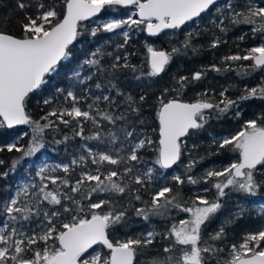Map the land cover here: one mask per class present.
I'll list each match as a JSON object with an SVG mask.
<instances>
[{"label":"snow or ice","instance_id":"snow-or-ice-1","mask_svg":"<svg viewBox=\"0 0 264 264\" xmlns=\"http://www.w3.org/2000/svg\"><path fill=\"white\" fill-rule=\"evenodd\" d=\"M217 2L218 0H62L63 9L57 11L54 4L46 5L37 0L35 14L25 12L24 19L20 22L22 28L20 36L0 31V128L11 129L16 125H28L32 132L26 148L18 146V141L4 146L9 153L15 151L21 153V156L11 162L8 170L0 172V179L7 178L23 160L34 156L42 149L46 130L57 132L58 124L68 127L74 122L78 129L75 131L76 136H80L82 140H97L108 145L105 151H93L87 145L81 146L87 153V158L91 159V164L96 166L94 173L82 171L79 179L71 183L67 178L53 175L60 170L67 177L70 172L69 165L57 164L54 167L44 165L38 168L35 177H31L29 173L28 182L18 185L11 199L3 201L0 214L4 215L5 219L0 227V264H134L138 249H147L154 243L157 235L169 241V244L163 247L165 255L154 257L150 264H212V261L221 264L220 253L223 249L209 241L222 240L225 229L221 227L214 234H209V240H203L202 226H206L221 209L222 199L229 194L226 190L253 197L264 190V172L258 175L260 169H264V118L249 119L234 135L213 140L219 149L230 148L238 153L235 162L219 170H208L200 177L190 175L171 177L177 186L183 185L185 181L191 185L203 182L215 189L213 199L197 195L189 205L187 202L182 203L179 193L174 194L173 188L169 186H161L155 190L150 202L142 201L141 196L135 194L140 189H133L124 182L123 177H128L132 183L141 187L152 183L154 169L149 167L141 172L137 167L143 162L140 150L153 144L150 138L137 139L135 130L129 131L126 127L121 129L120 134L109 129L106 140L102 139L100 131L87 137L83 135L84 121H91L97 129L101 127L97 117L113 126L117 121L127 123L124 114L115 115L110 110L100 109L101 101L108 102L110 106L116 104L109 95H90L91 89L84 88L82 90L85 95L81 97L73 90L57 88V93L64 96L65 105L71 102L70 105L53 107L40 120H33L26 112L29 95L46 83L45 77L56 72L57 65L62 60L70 57L69 46L80 34L78 29L82 21L97 17L105 9L131 7L135 12L127 19L98 22L96 27L91 29V36L95 37L99 31L112 33L125 26L129 31L133 26L137 28L143 26V30L149 36H157L166 29L175 30L187 22H195L212 6L217 5ZM29 6L24 0L18 2L21 11ZM217 12L220 19L215 26L221 32L227 30L225 19H228L233 25H252L253 34H259V38L264 41V6L257 7L248 0L244 10L237 11L235 5L229 2L218 8ZM133 16H138L139 19H134ZM129 31L122 33L124 43L118 47L122 48L128 43ZM192 36V32L187 34L183 42L184 49L192 47ZM210 46L218 47L219 38L213 40ZM147 52L149 54L147 75L157 77L166 70L173 55L180 53V49L173 48L169 53L148 47ZM104 55L101 49L92 52L90 57L83 61L81 71L83 65L94 71L82 79L81 71H75L72 77L74 83L83 85L86 81L92 80L93 76L105 73L111 76L120 68H131L132 71H136L135 66L128 62V54H124L123 57L116 56L109 71L101 64ZM224 61H251L250 65H239L244 68L243 73H238L241 75L264 71V42L250 47L244 55H228L224 57ZM211 70L221 71L215 65ZM225 70H231V65ZM203 75L202 71H198L192 74L191 79L198 81ZM186 81L187 77L179 78L181 88L185 86ZM102 87L101 83L95 84L96 89ZM115 87L113 84L112 88ZM116 91L117 96L121 95L118 89ZM226 91L227 89L220 93L222 99L216 103L206 98L197 99L194 103H184L177 99L160 101L156 113L159 123V147L153 161L154 165L163 170L177 165L183 154L181 138L202 129L211 116V110L223 115L237 106L238 101L264 100V81L257 87L246 88L245 94L238 100L226 97ZM86 99H92V103L87 105L88 110H83L79 104L81 100ZM140 99L144 100V97L141 96ZM52 103L51 99L44 100L45 105ZM126 103L131 112H139L132 97H126ZM235 115L238 117L240 113L236 112ZM69 139L67 135L63 140L54 138L57 145ZM117 144L119 146L115 147ZM3 150L4 148L0 147V151ZM85 160L86 157L81 155L78 159L72 160V165L83 167ZM195 163L190 161L185 165L187 172L191 171ZM3 164L4 161L0 160V165ZM105 164L114 167L106 172L102 171ZM120 168L123 169L122 173ZM49 185L53 187L50 188ZM203 191L208 192L209 188ZM84 193L86 195H82V199L91 200V195L95 193L108 194L109 198L90 202L85 208L81 200L76 198L78 194ZM129 194H135V200L142 201L145 205L134 208L135 215L145 221L150 217L166 218L173 209L187 213L189 218L180 220L178 225L173 224L163 234L149 231L140 237L117 239L114 242L110 239L109 230L118 226L127 227V210L116 211L112 197ZM104 205H109V210L98 211ZM243 211L241 208L237 215ZM65 213L71 219L61 221L57 227L56 221ZM33 217L37 219L42 217L40 224L37 225L39 231L28 226ZM41 244L42 247H38ZM94 245L103 246L108 250L107 254L96 251ZM174 252H179L180 255L174 257L172 255ZM223 264H264V227L255 233L247 234L239 246L232 245L230 255Z\"/></svg>","mask_w":264,"mask_h":264},{"label":"trees","instance_id":"trees-1","mask_svg":"<svg viewBox=\"0 0 264 264\" xmlns=\"http://www.w3.org/2000/svg\"><path fill=\"white\" fill-rule=\"evenodd\" d=\"M18 2L19 0H0V31L20 36L22 33L20 22L24 19L25 12L31 15L35 14L37 0H24L25 3L30 5L24 11L18 8ZM40 2L46 5L54 4L57 11H62L63 9L62 0H40ZM229 2L235 5L237 11H241L244 10V5L248 0H223L211 7L197 21L189 22L183 27L172 31L165 30L157 36L147 35L146 31L143 30V26L140 28L133 26L129 41L122 48L118 46L124 43L123 38L115 36L114 33L103 31H99L95 37H92L90 34L91 23H81V27L78 29L80 34L74 43L69 46L70 57L67 60H62L57 65V71L45 77L46 83L29 95L26 103V112L33 120H40L53 107L65 105L64 96L57 93V88H63L66 91L73 90L77 96L81 97L85 95L82 90L84 88L91 89L90 95H109L116 101V104L110 106L108 102L101 101L99 103L100 109L110 110L115 115L124 114L127 117V123L125 121H117L116 125L113 126L108 124L107 121L99 120V117H97L101 127L97 129L91 121H84L82 122L83 135L87 137L96 131H100L102 139L106 140L109 129H113L117 134H120L121 129L126 127L129 131L135 130L137 139H143L145 134L151 137L153 144L140 150L143 162L137 165V167L141 172L149 167L155 168L158 175L154 176L155 181L147 184L146 187L135 185L128 177H123L124 182L128 183L131 188L140 189L135 194L140 195L142 201L150 202L151 195L155 190L161 186H169L173 188L174 194L179 193L182 203L187 202V204L191 205L192 200L197 195H200L196 194L195 188L200 190L209 188V191L203 196H206L210 200L213 199L215 189L211 188L210 185L202 182L191 185L185 181L183 185L177 186L171 179L172 172L177 170L181 172L182 177L188 175L200 177L204 175L203 172L205 170L211 167L219 169L224 165L235 162L238 159V153L232 151L230 148L219 149L218 145L213 143V140L234 135L241 130L242 125L249 119L264 118V100L250 99L238 101L237 106H234L223 115L215 110H211V116L207 119L204 127L196 131L195 134L186 136L182 141L183 154L181 160L173 170H163L153 164L158 149L159 124L156 113L159 110L161 100L167 102L171 99H177L181 102L194 103L197 99L206 98L216 103L222 99L220 93L225 89H227L225 92L226 97L238 100L240 96L245 94L246 88L257 87L264 81V71L249 72L247 75L238 74L244 72V68L239 65H250L251 61H224V57L228 55H244L250 47L264 42L259 38V34H253L252 25H233L230 20L225 19L226 31L221 32L215 26L220 19L217 9ZM250 2L257 7L264 6V0H250ZM127 10L123 8L105 9L102 11V14L112 11L117 16L123 18L126 16ZM189 32L193 33L191 38L192 47L184 49L183 42ZM240 37H243V39H240ZM217 38H219V46L211 48V42ZM148 47L169 53L172 52L173 48H178L180 49V53L173 55L171 62L160 76L149 77L147 75L149 72ZM97 49H101L105 53L101 60V64L105 69L111 71L110 65L115 62V57H123L124 54H128V62L135 66L136 71H132L131 68H120L114 72V75L110 76L107 73L96 75L93 76L92 80L86 81L83 85L75 84L74 79H72L74 71ZM193 49L196 51L194 52ZM108 53H111V55H107ZM120 63H123V59H121ZM213 65L220 68L221 71L211 70ZM229 65H231V70H225ZM84 67L87 68L85 75H89L90 72L94 71V69H89L87 65H84ZM198 71H202L204 75L200 80L193 81L191 79L192 74ZM180 77H187L183 88L178 83ZM96 83H101L103 87L96 89ZM113 84H115V88H112ZM117 89L121 93L119 96H117ZM129 96L132 97L135 105L139 108L138 113H133L128 108L126 97ZM141 96L144 97V100L140 99ZM46 98L51 99L53 103L45 105L44 100ZM70 103L68 102L65 106L70 105ZM89 103H92V99L81 100L79 106L83 110H88L87 105ZM236 112L240 113L238 117L235 115ZM57 127L59 129L57 132L46 130L43 141L44 147L42 149L34 156L23 160L15 172L10 173L7 178L0 179V207H2L5 199L12 197L18 178L29 176V173L31 177L34 176L33 166L40 156L69 160L71 157L80 154L86 157L85 163L95 172L96 166L91 164V159L87 158V154L82 152L80 148L82 145H87L90 149L105 151L108 148L107 143H101L97 140H82L80 136L75 135V131L78 129L75 127L74 122L68 127H65L63 124H58ZM25 133L27 135H24ZM18 135L23 137L22 139L19 138L18 146L26 148L32 137L30 126L24 125L16 129L0 128V147L4 148L3 151H0V160L4 161V164L0 165V172L8 170L11 162L21 156V153L15 151L9 153L6 147H4L6 144L11 143V140ZM65 135L70 137V139L65 143L57 145L54 138L63 140ZM118 146L119 144L115 147ZM77 150L80 152L78 153ZM190 161H195L196 163L191 171L187 172L185 165ZM113 167L105 164L102 171L106 172ZM119 170L121 173L123 172L122 168ZM262 172H264V169H260L258 175ZM135 174L137 173H133V175ZM56 176L67 178L71 183L79 179L78 175L73 171H70L67 177L64 172L58 173ZM49 187L52 188L53 186L49 185ZM64 191H67V189H64ZM226 191L229 194L222 199L221 209L210 222H207L202 230V239L209 240L210 233L214 234L221 227H224L225 232L222 240L210 241L223 249L221 253L223 257L228 254V249L232 245L239 246L247 234L255 233L264 227V209L259 211L251 206L253 203L264 202V190L259 191L254 197L235 191ZM135 194L112 197L116 211L127 210V227L118 226L116 229L109 230L110 239L114 242L117 239L140 237L150 230L163 234L170 225L185 219L187 216V213L185 216L184 212L173 209L166 218L150 217L148 221H145L135 215V207L145 206L142 201L135 200ZM82 195H86V193L79 194L76 198L81 200L85 208L90 202H99L102 199L109 198L108 194L95 193L91 195V200H88L82 199ZM241 208L244 211L237 215ZM108 210L109 205H104L98 211L104 212ZM64 215L66 213L61 216ZM4 219L5 216L0 214V225H2ZM168 244L169 241L157 235L154 243L148 246L147 249H138L137 255L134 258V264H150V261L154 257H163L165 255L163 247ZM38 247H41V245H38ZM172 255L177 257L175 252ZM212 264H216V262L212 261Z\"/></svg>","mask_w":264,"mask_h":264},{"label":"rangeland","instance_id":"rangeland-1","mask_svg":"<svg viewBox=\"0 0 264 264\" xmlns=\"http://www.w3.org/2000/svg\"><path fill=\"white\" fill-rule=\"evenodd\" d=\"M134 12H135V9H134V8H130V9H128V10H127V14H126V16L123 17V18L117 16V14H115V13L112 12V11H111V12H106V13L100 15L98 19H96V20H94V21H90L89 23H91V29H93V28L96 27V25H97L98 22L102 23V22L107 21V20H109V19L124 20V19H127L128 16H129V15H132V13H134ZM133 18L136 19V16H133ZM84 23H85V22H84ZM124 31H129V29L127 28V26H125V27H123V28H121V29H117V30H115V31L112 32V33H114L115 36H119V37L123 38L122 33H123ZM131 33H132V29L129 31V36L131 35ZM75 71H81V66H79ZM75 71H74V72H75ZM86 71H87V68H85L84 65H83V69H82V71H81V77H80L81 79L84 77L83 75H85V72H86ZM73 74H74V73H73ZM85 76H87V75H85ZM23 126H24V125H23ZM23 126H22V127H23ZM20 137H21V135L15 136V137L11 140V143H14V142L19 141V138H20ZM145 137H148V138L151 139V137H150L148 134H145L143 138H145ZM222 138H223V137H221V138H217V140H220V139H222ZM80 149H81L82 152H84L82 147H81ZM91 150H93V151H98L97 149H91ZM77 152L79 153L80 151L77 150ZM84 153L87 154L86 152H84ZM79 156H81V155L78 154V155H76V156H73V157H71L69 160H60V159L52 158V157H48V156H40V158L37 160V162H36V163L34 164V166H33V169H34V176H33V177H35V172L38 170V168L41 167V166H44V165H48L49 167H54V166L57 165V164H60V165H64V164L69 165V167H70V171L75 172V173L78 175V177L80 176V173H81L82 171H90V172H93V170H92L90 167H88L87 163H85V166H83V167H77V166H73V165H72V160H73L74 158H75V159H78ZM225 166H227V165H224V166L220 167L219 169H221V168H223V167H225ZM146 169H147V168H146ZM153 169H154V173H153L152 181H155L154 176H157V175H158V172H157V170H156L155 168H153ZM219 169H217V167H211V168L205 170L203 173H205V172L208 171V170H219ZM61 172H62V171L57 170L55 173H53V175H58V173H61ZM93 173H94V172H93ZM173 175H181V172L175 170V171L172 172L171 176H173ZM181 176H182V175H181ZM28 179H29V176H21L20 178H18V180H17V184H16L15 187L17 188L18 185H21V184H23V183L28 182ZM153 179H154V180H153ZM36 182L38 183L39 181L37 180ZM202 183H203V182H202ZM16 188H15V190H16ZM15 190H14L12 196L14 195ZM195 192H196V194H200V195H204V194L206 193V192H204L203 190H200V189H198V188H195ZM238 193H239V192H238ZM78 195H79V194H78ZM78 195H77L76 197H78ZM10 199H11V198H10ZM245 203L247 204V202H245ZM251 206H252L254 209H258L259 211H261L262 209H264V202L253 203V205H251ZM45 207H48V206L45 205ZM50 210H51V209H50ZM185 216H186V213H185ZM188 218H189V217H188V214H187V216L185 217V219H188ZM65 219L70 220L71 217H70L68 214H66V215H64V216H61V217L56 221V226L59 227L60 222L63 221V220H65ZM41 220H42V217H41L40 219H37V218L33 217V219L31 220V222H30L29 225H28L29 228H34V229H36L37 231H39V228L37 227V225L40 224ZM174 224L178 225V224H179V221H177V222L174 223ZM172 225H173V224H172ZM172 225H170V227H171ZM0 227H2V225H0ZM170 227H169V228H170ZM203 229H204V226H202V230H203ZM150 231H153V230H150ZM128 238H129V237H128ZM125 239H126V238H125ZM204 240H205V239H204ZM243 240H244V238L242 239L241 243L243 242ZM209 242H210V241H209ZM49 243H51V241H50ZM210 243H213V242H210ZM41 247H42V244H41ZM95 250H96V251H100V252H102V253H104V254H107V251H108L107 249L104 250L103 247H97V248H95ZM91 251H92V250H91ZM91 251H90V252H91ZM230 251H231V247L228 249V254H227L225 257L221 256V253H220V256H221V262H223L225 259H227V258L229 257V255H230ZM175 253L177 254V257L180 255L179 252H175ZM29 255H31V253H29ZM86 255H87V254H86Z\"/></svg>","mask_w":264,"mask_h":264},{"label":"water","instance_id":"water-1","mask_svg":"<svg viewBox=\"0 0 264 264\" xmlns=\"http://www.w3.org/2000/svg\"><path fill=\"white\" fill-rule=\"evenodd\" d=\"M221 1H223V0H218V2H217V4L219 3V2H221ZM213 7V6H212ZM130 8V7H129ZM129 8H123V9H129ZM102 14V12L97 16V17H92V18H90L89 20H86V21H82L81 23H84V22H90V21H94V20H96V19H98L99 18V16ZM204 14V13H203ZM202 14V15H203ZM136 19H139V17L138 16H136ZM199 18H197V20H198ZM196 20V21H197ZM191 22V21H190ZM187 23H189V22H187ZM186 23V24H187ZM184 25H182L181 27H183ZM166 30H169V31H172V29H166ZM147 33V32H146ZM148 35V34H147ZM73 43H74V41H73ZM71 46V45H70ZM184 103H186V102H184ZM159 124V123H158ZM23 125H16V126H14L13 128H11V129H16V128H19V127H22ZM7 128V127H6ZM7 129H9V128H7ZM185 139V137H182L181 138V142L183 141ZM158 141H159V130H158ZM157 145H158V147H159V143L157 142ZM175 166L176 165H174L173 166V168H171V169H168V170H173V169H175ZM94 248H97V247H103V246H101V245H94L93 246ZM89 251H91V249L89 250Z\"/></svg>","mask_w":264,"mask_h":264},{"label":"flooded vegetation","instance_id":"flooded-vegetation-1","mask_svg":"<svg viewBox=\"0 0 264 264\" xmlns=\"http://www.w3.org/2000/svg\"><path fill=\"white\" fill-rule=\"evenodd\" d=\"M130 8H131V7H130ZM130 8H129V9H130Z\"/></svg>","mask_w":264,"mask_h":264}]
</instances>
